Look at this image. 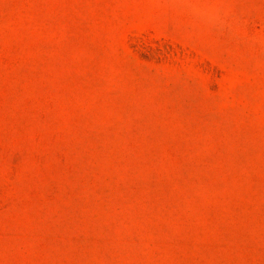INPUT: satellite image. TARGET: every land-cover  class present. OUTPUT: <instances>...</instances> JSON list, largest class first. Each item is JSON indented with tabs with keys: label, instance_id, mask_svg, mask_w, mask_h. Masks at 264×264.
<instances>
[{
	"label": "rangeland",
	"instance_id": "obj_1",
	"mask_svg": "<svg viewBox=\"0 0 264 264\" xmlns=\"http://www.w3.org/2000/svg\"><path fill=\"white\" fill-rule=\"evenodd\" d=\"M0 264H264V0H0Z\"/></svg>",
	"mask_w": 264,
	"mask_h": 264
}]
</instances>
